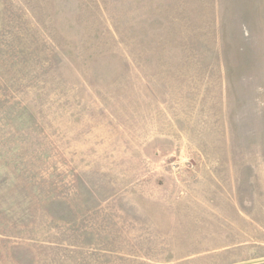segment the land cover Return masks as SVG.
I'll return each mask as SVG.
<instances>
[{"label":"rangeland","instance_id":"1","mask_svg":"<svg viewBox=\"0 0 264 264\" xmlns=\"http://www.w3.org/2000/svg\"><path fill=\"white\" fill-rule=\"evenodd\" d=\"M261 259L264 0H0V264Z\"/></svg>","mask_w":264,"mask_h":264},{"label":"water","instance_id":"2","mask_svg":"<svg viewBox=\"0 0 264 264\" xmlns=\"http://www.w3.org/2000/svg\"><path fill=\"white\" fill-rule=\"evenodd\" d=\"M263 261H264V259H261V260H256V261L243 262V263H240V264H254V263L263 262Z\"/></svg>","mask_w":264,"mask_h":264}]
</instances>
